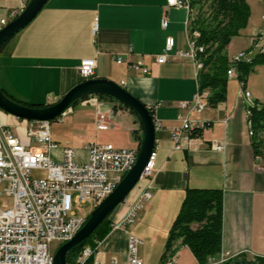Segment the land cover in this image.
<instances>
[{
    "label": "crops",
    "instance_id": "1",
    "mask_svg": "<svg viewBox=\"0 0 264 264\" xmlns=\"http://www.w3.org/2000/svg\"><path fill=\"white\" fill-rule=\"evenodd\" d=\"M247 2L250 17L226 47L229 59L243 51L253 56L262 47L264 0ZM17 4L18 0H0V19ZM188 15V8L168 5L167 0H48L0 51V88L16 100L44 106L56 102L85 80L78 73L80 61L93 58L96 66L90 78L119 84L161 123L155 129L153 174L140 178L109 214L110 230L99 241L94 262L126 264L127 236L132 233L142 240L137 253L143 264H158L186 187L222 189L221 251L234 255L230 264H251L255 257L264 256V170L256 168L264 167V162L255 159L251 147L246 119L249 100L240 87L230 93L228 85L224 102L189 114L206 125L188 148L174 149L170 139L169 128L187 113L179 102L190 101L198 89L200 68L189 58L174 55L187 50ZM164 17L166 28L161 27ZM167 36L175 44L167 61L158 64L155 57L162 53ZM119 56L120 63L116 61ZM143 67L148 74L142 72ZM98 99L99 108L76 100L59 121L69 117L63 132L50 128L59 148L71 147L80 162L86 161L91 142L140 148L143 140L142 123L135 112L114 98L98 95ZM97 112L104 114L103 129L95 126ZM0 123L10 126L22 141L36 145L26 134L31 121L0 109ZM211 141L223 148H210ZM49 155L55 161L62 156L60 149ZM146 190L150 199L135 221L124 228L114 227L127 212L128 203ZM173 255L176 264H198L185 245L179 244ZM218 255L206 264H226L217 262Z\"/></svg>",
    "mask_w": 264,
    "mask_h": 264
},
{
    "label": "built area",
    "instance_id": "2",
    "mask_svg": "<svg viewBox=\"0 0 264 264\" xmlns=\"http://www.w3.org/2000/svg\"><path fill=\"white\" fill-rule=\"evenodd\" d=\"M28 1L18 0V4L8 10V16L0 19V29L20 14ZM167 4L184 7V0H167ZM261 19L264 21V14ZM167 25L164 17L161 20V27L166 28ZM197 35L196 31L192 32L191 37H187L188 49L177 50L174 55L189 58L198 70L200 60L196 55L198 48H195L194 41ZM174 44V38L167 36L163 51L155 57V62L158 64L166 62ZM250 58V52L244 51L231 57L230 66L226 70L227 78H233L236 61H249ZM116 61L120 63L121 57H117ZM95 66V59H82L78 73L83 79H88L92 76ZM142 72L148 74L149 70L143 67ZM239 87L244 98L252 104V96L244 83L239 81ZM207 97L206 91L198 88L190 101L179 102V107L187 113L179 115V123L169 128L174 149L188 148L192 139L206 125L189 114L202 111L208 105ZM83 98L85 103L99 108L98 94H89ZM64 115L65 112L58 116L57 120L61 121ZM95 126L99 129L106 127L104 114L97 112ZM154 126L155 129L161 127V123L155 118ZM26 134L37 145L22 141L10 126L0 123V195L5 194L12 198L10 208H0V264H54L56 249L76 234L90 212L114 190L134 164L139 148H117L111 143L91 142L87 145L86 161L80 162L75 158L71 147L59 148L52 140L49 120L31 121ZM210 148L221 150L223 146L211 141ZM54 149L61 150L60 160L55 161L49 155ZM256 168L264 170L262 165H256ZM33 169L44 170L45 177L32 178ZM152 174L151 156L140 178H147ZM149 199V191H143L135 202L128 203L127 212L114 227L124 228L132 224ZM73 202H88L90 212L77 215L73 209ZM54 243L57 245L54 246ZM98 243L94 248L90 244L84 245L66 264H100L89 262ZM141 243L139 237L128 233L126 264H143L137 253ZM233 256L229 252L220 251L217 262L226 263ZM110 264L118 263L113 260ZM158 264H176L174 255L166 256Z\"/></svg>",
    "mask_w": 264,
    "mask_h": 264
},
{
    "label": "trees",
    "instance_id": "3",
    "mask_svg": "<svg viewBox=\"0 0 264 264\" xmlns=\"http://www.w3.org/2000/svg\"><path fill=\"white\" fill-rule=\"evenodd\" d=\"M186 1L189 14L187 32L198 33L194 40L195 47L198 48L196 55L201 63L197 77L198 88L208 92V105L215 107L224 102L227 96L226 70L230 66V61L226 47L231 39L240 35L241 30L247 26L251 13L250 5L247 0ZM8 39L1 45L0 51ZM258 64H264V35L262 47L251 56L249 61L239 60L234 63L235 77L245 85L249 73ZM1 90L10 99L22 105L44 106L16 100L3 89ZM98 95L112 98L105 94ZM246 109L247 123L252 129L253 153L255 157L264 159V99L253 101ZM222 197L223 192L220 188L186 187L179 210L170 227L161 259L173 255L179 244L190 249L198 264H206L211 257L220 253ZM108 217L109 215L80 245L69 251L66 255L67 261H71L84 245L90 244L94 248L96 243L106 236L111 226ZM92 259L93 256L89 258V262ZM226 264H230V261ZM251 264H264V256L255 257Z\"/></svg>",
    "mask_w": 264,
    "mask_h": 264
},
{
    "label": "water",
    "instance_id": "4",
    "mask_svg": "<svg viewBox=\"0 0 264 264\" xmlns=\"http://www.w3.org/2000/svg\"><path fill=\"white\" fill-rule=\"evenodd\" d=\"M48 0H29L25 8L14 19L0 29V47L12 35L25 27L40 12ZM89 94H105L118 100L136 113L143 127V140L136 160L114 190L108 194L89 214L83 226L67 242L62 243L54 254V264H66L67 253L80 245L96 227L122 202L140 179L143 168L155 147L154 117L149 108L119 84L105 78H88L69 89L56 102L43 107H29L10 99L0 88V109L15 117L43 121L60 116L71 104Z\"/></svg>",
    "mask_w": 264,
    "mask_h": 264
},
{
    "label": "rangeland",
    "instance_id": "5",
    "mask_svg": "<svg viewBox=\"0 0 264 264\" xmlns=\"http://www.w3.org/2000/svg\"><path fill=\"white\" fill-rule=\"evenodd\" d=\"M185 49H188L187 45ZM228 82H229L228 85H229L230 93L232 92V90L233 92L238 90L239 84H238V79L236 77L229 78ZM246 82H247L246 84L247 89L252 94V101H255V100L262 101L264 99V64L255 65L253 67V70L249 73ZM80 99H84V98H80ZM64 112H66V110ZM57 118L49 120L50 128L51 130L56 131V132H63V129L68 124L69 117L68 116L64 117L65 119L63 122H59ZM263 162H264V159H263ZM31 177L35 179L43 178L45 177V171L40 170V169H33L31 172ZM11 206H12V198L5 194H1L0 195V208H10ZM73 209L77 215H81L84 212H88V213L90 212V205L88 202H78V203L73 202ZM55 245H57V243H54V246Z\"/></svg>",
    "mask_w": 264,
    "mask_h": 264
},
{
    "label": "bare ground",
    "instance_id": "6",
    "mask_svg": "<svg viewBox=\"0 0 264 264\" xmlns=\"http://www.w3.org/2000/svg\"><path fill=\"white\" fill-rule=\"evenodd\" d=\"M184 8H187V1L186 0H184ZM188 37H191V34L188 33ZM198 67L201 68V63L199 61H198ZM234 75H235V71H234V68H233V76ZM247 125H248V134L251 136L252 135V129H251L249 123H247ZM256 159H259V158L256 157Z\"/></svg>",
    "mask_w": 264,
    "mask_h": 264
}]
</instances>
